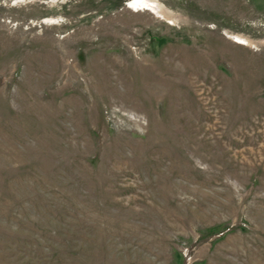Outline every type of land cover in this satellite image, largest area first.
I'll return each instance as SVG.
<instances>
[{
    "label": "rangeland",
    "instance_id": "obj_1",
    "mask_svg": "<svg viewBox=\"0 0 264 264\" xmlns=\"http://www.w3.org/2000/svg\"><path fill=\"white\" fill-rule=\"evenodd\" d=\"M0 264H264V0H0Z\"/></svg>",
    "mask_w": 264,
    "mask_h": 264
},
{
    "label": "bare ground",
    "instance_id": "obj_2",
    "mask_svg": "<svg viewBox=\"0 0 264 264\" xmlns=\"http://www.w3.org/2000/svg\"><path fill=\"white\" fill-rule=\"evenodd\" d=\"M155 11H159L161 13V15H163V16H165L167 18H170V14L167 11H165L160 5H159V10L158 9L157 10L155 9Z\"/></svg>",
    "mask_w": 264,
    "mask_h": 264
}]
</instances>
